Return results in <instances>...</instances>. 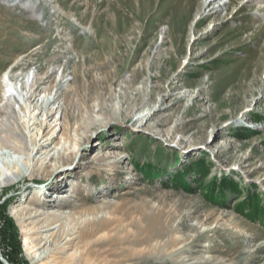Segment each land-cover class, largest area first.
Returning a JSON list of instances; mask_svg holds the SVG:
<instances>
[{
  "label": "rangeland",
  "instance_id": "obj_1",
  "mask_svg": "<svg viewBox=\"0 0 264 264\" xmlns=\"http://www.w3.org/2000/svg\"><path fill=\"white\" fill-rule=\"evenodd\" d=\"M201 1L0 0V128L11 112L27 123L21 137L0 129V168L26 160L7 143L32 150L45 126L49 155L73 151L52 177L0 184V264H40L11 208L53 198L45 187L79 160L70 204L52 207L65 217L33 247L47 264H264V218L239 210L249 193L264 207V0H211L192 22ZM199 157L210 168L185 175L190 190L170 183ZM225 176L240 194L204 196L200 179Z\"/></svg>",
  "mask_w": 264,
  "mask_h": 264
},
{
  "label": "bare ground",
  "instance_id": "obj_2",
  "mask_svg": "<svg viewBox=\"0 0 264 264\" xmlns=\"http://www.w3.org/2000/svg\"><path fill=\"white\" fill-rule=\"evenodd\" d=\"M210 3H211V0H202L201 1V6L199 9L201 11H197L194 14L192 22L194 20H196V17L201 12L206 13V9L209 7ZM220 5H221V3L218 2L216 7L219 8ZM27 7L33 8L34 6L32 4L28 3ZM12 83H13V81H12ZM26 86H27V83L22 82L20 89L19 90L16 89L17 90L16 93L19 96V98H21L23 103H24V97H23L22 93H20V92L23 91L26 88ZM142 92H143L142 90L137 91L134 95H131V94L129 95V93H130L129 92L128 95H126L124 97V100H123L125 106H127L128 104L131 105V103L136 102L137 98L140 97ZM9 96H11V98L14 99V96H12V94H10ZM133 105L134 104L131 105V108H129V110L132 109ZM156 105L157 104H155L154 107H151L150 111L153 108H154L153 110L156 109L155 111H157L159 109V107H156ZM36 108L38 109L37 106H35L33 109H36ZM20 109H19L20 111H23V112L25 111L24 108H20ZM155 111H153V112L151 111V113L150 112L142 113L138 116L137 120H139V119L143 120V118H147L148 116H152L155 114ZM2 115L4 116V114H2ZM49 115L50 114L47 113V117ZM10 118L9 119L6 118L7 119L6 121L9 123V126L3 125L0 128L1 131L5 132L6 137H7V135L8 136L14 135L17 137H21L20 132H22V131L20 129V126L25 129L27 127L26 126L27 123L23 122V123L19 124L17 122V120L14 119V115L12 112H11ZM35 123L36 122H33L32 124H35ZM43 123L44 122H41L40 124L42 125ZM163 123H164V120L161 122H157L155 125L160 126V125H163ZM148 126H150V125H148ZM47 128H48V126H45V128L43 129L42 134L40 136L32 138V145L34 144V147L32 150L33 151L35 150L34 154L31 153L32 150H30V146L27 143L28 141L25 142L22 139L20 141L19 145H16L15 143L13 145V144L6 142L7 145L14 152H19L20 150L24 151L26 154V160L21 161V159H17V160H15V159L11 160L10 159L9 161L5 162V165H7V169H10V170L8 172L3 167L0 168V184L8 181V177L12 176L14 174L18 176V181H20V179H25L26 177L34 176V175L38 174L39 172H41L42 177H45V178L49 177V176L52 177V176L56 175L57 171H59L61 167L66 166L72 162V160L70 162H63L64 160H70L67 158H71V156L73 155V151L69 150V149H67V150H69L68 153H67V151L61 152L60 150H56L52 155H49V151L47 149L49 148L52 141H49V138H46ZM0 145H2V144H0ZM29 162H30V165H29ZM75 164H76V166L71 168V169H66V168L62 169L63 172H61L60 176H63V177L58 184H54L52 186L45 187L48 191L49 190H53V191L58 190L59 191V193L54 196L55 198L54 197L48 198V197H46V195H44L43 198L41 199L40 203H39V206H37L35 204H34L35 206H33V203H29V202H27V203H24V202L21 203L20 202L19 204H17L16 207L11 208L10 214H11L12 218L15 220V222L17 223V225L21 228L22 232L25 234L31 233V234L35 235L34 237H31V238H33V240H28L27 237L24 239V244L26 246V249L28 251L30 258L32 260L36 259L34 262H38L40 264H47L46 262L43 261L45 256L41 255V253L36 255V253L33 250V247L36 246L38 244V242L43 241L45 238L47 239V236L45 237L43 233L41 234L42 231L49 230V229L56 227V226L51 225L52 223H55V222L51 221V219H61V218L65 217V215H62L60 213H57V214L54 213V211H52L53 210L52 207L57 206L58 208L65 209L66 205L70 204L69 201H71V200L65 198L66 196H68V192L64 191V189L66 188V186L68 184V177H69L68 171H72L74 169L77 170L79 168L87 167L86 162L83 160L76 161ZM24 166H26L27 169L31 166V169L28 172V175H26V173L24 172V168H25ZM12 168H13V170H12ZM89 168H90V170L93 169L92 166H89ZM42 189H44V188H42ZM35 192H38V190L35 189V191L32 192L33 197H34ZM70 197H75V195H71ZM49 199H50V201H49ZM31 201H34V200H31ZM64 203H66V204H64ZM43 204H45L47 207L49 206V208L43 207L44 206ZM73 235H74V232H70L67 235H64L63 240H65V243H68L71 239H73L74 238ZM35 241H36V243H34V244L31 243V242H35ZM57 249H59V248L57 247ZM43 251H46V249ZM32 253H33V255H32ZM0 255H1V251H0Z\"/></svg>",
  "mask_w": 264,
  "mask_h": 264
},
{
  "label": "trees",
  "instance_id": "obj_3",
  "mask_svg": "<svg viewBox=\"0 0 264 264\" xmlns=\"http://www.w3.org/2000/svg\"><path fill=\"white\" fill-rule=\"evenodd\" d=\"M257 118V117H256ZM258 119V118H257ZM206 157H199L192 161L191 164L186 165L184 170L178 171L172 177L169 178L170 183L175 185H179L187 190H190L189 184L185 179L186 174H204L208 171L210 166L205 163ZM144 171V167L141 168ZM146 173V172H145ZM149 175L153 178L159 175V171H149ZM148 175V174H147ZM199 187L204 191V196L212 195L215 200L223 201L225 192H236L240 194L241 189L238 187L237 181L230 177H223L222 179L217 180L214 178L212 181L208 183H204L202 179L199 181ZM216 189L219 190L216 191ZM239 210L243 213H246L249 218L257 219V218H264V207L261 205V201L259 198L258 193H249L247 199L244 202L239 203ZM244 207V208H243ZM243 208V209H242ZM247 211H244L246 210Z\"/></svg>",
  "mask_w": 264,
  "mask_h": 264
}]
</instances>
